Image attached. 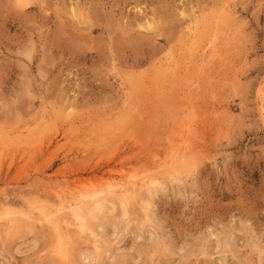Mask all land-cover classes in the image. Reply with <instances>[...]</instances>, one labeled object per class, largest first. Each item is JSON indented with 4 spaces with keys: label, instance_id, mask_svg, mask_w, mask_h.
<instances>
[{
    "label": "rangeland",
    "instance_id": "374dc122",
    "mask_svg": "<svg viewBox=\"0 0 264 264\" xmlns=\"http://www.w3.org/2000/svg\"><path fill=\"white\" fill-rule=\"evenodd\" d=\"M0 264H264V0H0Z\"/></svg>",
    "mask_w": 264,
    "mask_h": 264
},
{
    "label": "bare ground",
    "instance_id": "6f19581e",
    "mask_svg": "<svg viewBox=\"0 0 264 264\" xmlns=\"http://www.w3.org/2000/svg\"><path fill=\"white\" fill-rule=\"evenodd\" d=\"M151 26V25H149ZM148 27V26H147ZM119 44V43H118ZM186 156V155H185ZM115 196V195H114ZM119 198V197H118ZM92 202V207H93V210H100L101 208V205L99 204L100 203V199L99 198H95L93 200H91ZM121 201V200H120ZM122 202V201H121ZM71 216L73 217V219L75 218L78 222H79V225H80V228L82 227L83 225V221L81 219V214L78 212V211H72L71 213ZM69 217V216H68ZM77 223V222H76ZM57 224V223H56ZM78 224V223H77ZM82 229V228H81ZM80 230V229H79ZM80 232V231H79Z\"/></svg>",
    "mask_w": 264,
    "mask_h": 264
}]
</instances>
